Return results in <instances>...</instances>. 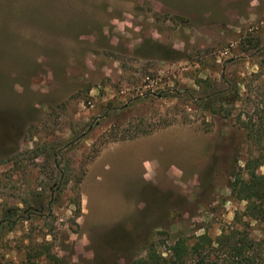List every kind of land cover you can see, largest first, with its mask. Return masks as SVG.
I'll use <instances>...</instances> for the list:
<instances>
[{
	"label": "rangeland",
	"instance_id": "374dc122",
	"mask_svg": "<svg viewBox=\"0 0 264 264\" xmlns=\"http://www.w3.org/2000/svg\"><path fill=\"white\" fill-rule=\"evenodd\" d=\"M260 153L264 0H0V264L213 239Z\"/></svg>",
	"mask_w": 264,
	"mask_h": 264
},
{
	"label": "trees",
	"instance_id": "16d2710c",
	"mask_svg": "<svg viewBox=\"0 0 264 264\" xmlns=\"http://www.w3.org/2000/svg\"><path fill=\"white\" fill-rule=\"evenodd\" d=\"M226 97L224 93L210 92L200 99L203 102L198 106L203 111L216 113L215 103L226 102ZM261 166H264V156L260 153L244 162L246 178L233 176L230 194L245 204L242 210L233 213L230 227L221 229L213 239L204 233L194 236L190 243L188 239L176 237L164 256L150 246L145 256L133 264H263L264 230L259 226L264 224V172H256ZM243 219L246 221L241 222ZM238 223L242 228H234ZM250 224L254 228H249ZM251 231L258 232L260 238ZM50 262L60 264L61 259L51 256Z\"/></svg>",
	"mask_w": 264,
	"mask_h": 264
}]
</instances>
